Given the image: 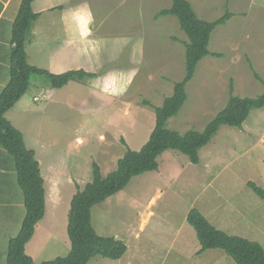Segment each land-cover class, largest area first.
I'll use <instances>...</instances> for the list:
<instances>
[{"label":"rangeland","instance_id":"rangeland-1","mask_svg":"<svg viewBox=\"0 0 264 264\" xmlns=\"http://www.w3.org/2000/svg\"><path fill=\"white\" fill-rule=\"evenodd\" d=\"M84 1L97 13L96 22L102 24L104 14L108 17L102 24L107 37L91 38L93 50L98 55L101 50L106 57L105 65L96 75H115L120 83L129 86L128 93H110L107 97L102 92L103 84L92 93L76 86L77 81L55 88L45 76L33 74L28 91L19 101L23 104L35 94L45 97L18 119L25 142L38 153L41 165L45 166L47 160L50 165L51 158H57L62 162L56 166L63 169L64 163L79 171L89 168L90 176L87 172H83L82 178L73 176L71 187L68 180L58 178L59 196L55 197L48 184L50 208L58 206L65 196L59 214L53 218H60L57 225L62 230L60 223H66V209L71 206L68 196L72 197L77 191L76 183L80 182L83 189L93 179L94 162L103 166L104 176L113 171L127 151L123 139L130 148L139 150L155 125L153 105L162 104L172 94L175 82L185 76L186 46L178 38L188 41V37L177 17L166 15L172 24L165 27L155 15L160 9L171 7L172 0H71L67 7L74 9V4L81 7ZM189 1L196 13L206 20H216L227 10L232 16L213 30L209 44L212 53L198 63L193 79L187 84L188 98L183 108L168 122L169 127L181 132L203 130L225 107L231 91L250 97L264 91V0ZM21 3L22 0L12 1L5 26L13 29ZM49 17H53V24ZM148 18L149 24L144 23ZM65 21L63 11L57 9L37 17L28 34V41L31 38L33 42L28 47L29 42L26 43L31 62L39 67L50 66L49 62L52 65L74 62L71 57L60 59L61 55L55 53L56 42L62 45L69 36L64 30ZM143 25L147 29L154 28L155 33L168 32L177 37L178 64L174 68L166 66L165 61L153 64L158 55L149 49L151 65L146 62L143 66L146 69L132 70L138 64L131 59L138 60L142 43L132 34ZM160 42L156 48L168 51V46ZM11 52L9 47L3 59L11 58ZM85 58L87 60L88 55ZM81 61L84 63V57ZM6 66L9 72L0 71V93L10 79L11 63L7 62ZM77 67L73 64L68 69ZM147 67L154 69L147 70ZM98 90L100 94H96ZM49 95H56L57 99H48ZM0 153L7 157L8 170L13 173L9 193L11 211L4 216L5 229L0 227V264H8V243L20 231L26 207L14 159L2 145ZM159 161L157 171L135 176L124 189L93 208L98 232L124 240L128 250L119 259L98 255L87 264H236L222 249L197 253L201 243L187 221L192 207L200 209L219 229L259 241L264 246V200L247 184L253 180L264 187V108L252 109L242 128L222 125L210 143L200 150L199 163H192L187 155L173 149L163 153ZM44 168L48 169V182L53 180L50 166ZM42 228L38 227L37 237L26 245L35 264L64 256L70 248L67 241L59 240L60 236L55 238V232ZM64 235L69 240L67 231Z\"/></svg>","mask_w":264,"mask_h":264},{"label":"trees","instance_id":"trees-1","mask_svg":"<svg viewBox=\"0 0 264 264\" xmlns=\"http://www.w3.org/2000/svg\"><path fill=\"white\" fill-rule=\"evenodd\" d=\"M33 1L22 0L15 19L11 39L10 79L0 93V145L14 159L26 207L20 231L8 243V264H35L33 257L26 251V245L45 216L46 189L35 150L27 146L23 132L6 117V113L26 94L33 74L45 76L55 88H62L74 80L96 76V73L84 69L54 73L29 62L26 43L33 23L39 16L33 10ZM164 15L177 17L180 28L188 37V41H184L185 76L175 82L173 94L167 96L161 105H153L155 125L139 150L130 148L123 139L127 151L107 176L103 175L98 162L93 163V179L83 189L79 188L71 200L67 226L71 242L69 252L40 264H87L98 255L111 259L121 258L127 252L128 245L115 236L98 233L93 224V208L124 189L135 176L157 171L160 156L169 149L184 153L192 163H199L200 150L210 143L222 125L242 128L252 109L264 108V91L255 97L235 95L231 91L225 107L203 130L181 132L169 127L168 122L179 113L188 98L187 84L193 79L198 63L212 53L209 44L213 30L226 23L232 12L227 10L218 19L210 21L200 17L189 0H172L171 7L160 10L156 17ZM258 78L262 80L260 76ZM146 103L150 104L147 100ZM247 184L264 200V187L253 180ZM187 221L196 230L201 243L198 254L208 249H222L236 264H264V246L259 241L219 229L197 207L189 210Z\"/></svg>","mask_w":264,"mask_h":264},{"label":"crops","instance_id":"crops-1","mask_svg":"<svg viewBox=\"0 0 264 264\" xmlns=\"http://www.w3.org/2000/svg\"><path fill=\"white\" fill-rule=\"evenodd\" d=\"M12 1L13 0H0V71L4 70V72H7L8 67L6 66V63L7 62L11 63V58H4L3 59V56L5 55V53L7 52V49H9V47H10L11 51H12V48H13V44H12V41L10 39V37H12V26H10V27L9 26L8 27L5 26L6 22H7L6 13L8 12V9H9ZM70 1L71 0H34L33 3H32L33 10L35 12L39 13V15L41 13H43V12L53 13L55 9L63 11V15H64V17L66 19V21H65L66 27L64 28V30L67 31L65 33H68L69 36L65 39V43L62 42V45L59 44L60 41L56 42L57 44L55 46V53H59L61 55L60 59L61 58L67 59V58H70V57L74 59V62L65 63L63 65H62L61 62L57 63V64H53V65L49 62L48 64L50 66H47V67L44 66L42 68H46V69H48V70H50L51 72H54V73H62V72H65V71L71 70V69H84L87 72L97 73V72L101 71L99 69H101V67H103L105 65V63H106V60H105L106 57H104V53L101 50H99V55H98L93 50L91 44L87 45L88 51H86V52L81 51V49L86 47V45L79 38V29L75 25H73L72 31L69 32L68 31V25H69V23L72 22L73 13L81 12V11L82 12H90L92 17H93V19H94V23L91 25V38L94 37V36H96V37H107V35L104 34V32H103V27L104 26L102 27V24L105 23L106 21H108V17H107L106 14H104L103 18H102V21H100V23H102V24H99L98 22H96L97 21L96 20V14L97 13L95 11H93V9H92V7H91V5L89 3L84 1L82 3L81 7H77L74 4L75 8L74 9H70V8L67 7L68 5H70ZM36 6H38L39 8L36 9ZM49 18H50L49 22L51 24H53L54 23L53 17H49ZM60 19L62 20V18H60ZM157 19H159V18H157ZM160 19H161V21H162V23H163V25L165 27L166 26L168 27V25L172 24L171 23L172 20L170 18H167L166 15L160 17ZM10 21H12V20L10 19ZM144 23H148L149 24V18L147 19V21L144 20ZM100 29H101V31H100ZM153 29L154 28L149 29V27L147 29L143 25V27L141 29H139L141 31H139V30L138 31H134L133 34H132V35H135L136 37H139V39L142 41L141 49H140L141 53H139L140 56H139L138 60L131 59L132 62L135 61L138 64V67L136 69L132 68V70L134 72L137 71V70L138 71L143 70L145 68V67H143L144 64L146 62L147 63L149 62V58H148V55H147V54H149V51H148L149 49L154 50L155 53L158 55L155 59H153V62H154L153 64H156V63L158 64L160 62H164L165 61V62H167L166 66L173 67V68H174L175 65L178 64V62H177V55H178L177 50L178 49L177 48L179 47V41L174 39V37L175 38H177V37L174 34L171 35L168 32H161L160 31L158 33H155ZM125 33H126V35H130L131 34V33L129 34V32H125ZM150 33H151L152 36H150ZM178 39H180L182 41H185V38H178ZM160 40L162 41L163 44H166L168 46V51L165 50V48L164 49H157L156 48V47H159L161 45ZM75 41H76V44H75ZM28 42L29 43H27V47H28V45L32 44L33 41L31 40V38H29ZM27 54H28L29 62L34 64V65L39 66L38 64H35V63L30 61L29 51H27ZM86 55H88L87 60L85 58ZM83 57H84V60H85L84 63L81 61V59ZM76 58L78 59L77 63H76ZM163 58H167V59L163 60ZM129 63H131V62H129ZM73 64H75L78 67L77 68L68 69ZM147 65H151V64L148 63ZM40 67H41V65H40ZM152 69H154V67H147V70H152ZM8 72H9V70H8ZM97 76H98V74L95 77H92V78H85L84 80H80V81L74 80V81H77V82H74V84L77 83L76 86H79V87L81 86L82 88H85L87 91H91L92 93H94L95 91H92V90L93 89H99L101 87V85L103 84V81L107 77V75H104V77H102V75H100L98 77ZM130 79L132 80V77ZM93 82H95V83H93ZM130 82H132V81H130ZM130 82H128V83L131 84ZM118 83H120V81H118ZM2 84H5V83L3 82ZM93 87H95V88H93ZM125 88H126V90L122 93V95L128 93L129 86L127 85V86H125ZM99 92L100 91L98 90L96 94H100ZM102 92L105 94V96L110 94V93H105L104 91H102ZM172 94H173V92H172ZM172 94H169L168 96H170ZM51 97L57 99L56 95H49L48 99H51ZM44 98H41L39 96V94H35L33 99L30 97L29 100L28 101L25 100L23 102V104H21L19 102L20 101L19 100L16 103V105L6 113V117L17 128L20 129L21 125H20L18 119L22 118L24 116V114H26L27 111L32 110V108H35L34 106H37V104H36L37 100H41V99L44 100ZM50 101H52V100H50ZM159 105H161V103ZM23 134H24V132H23ZM24 138H25V135H24ZM36 157L38 158V160H40L39 157H38V153L37 152H36ZM51 159H52L51 164L48 165V160H47V163L45 165L46 167L50 166L49 170L51 171V174L53 176V180H50L49 182H48V175L46 176V172H47L48 169H45L44 168L45 166L40 164L41 165V172H42V175H43L44 180H45L46 213H45L44 219H42L38 223V225L36 227L35 234L33 235L31 240H33L35 237H37L38 227H39V229L44 227V229L49 230V232H51V233L55 232L56 233L55 234V238H58L60 236L59 240H63V242L65 240V243L67 241L68 245H70V248H71V242L69 241L70 239L69 240H68V238L65 239V235H64V232L67 231L68 213H69V209L70 208L68 210L66 209V217H65L66 218V223L65 224L64 223H60L62 225V227H64V230H62L63 228H58V225H57L59 223V221H60V218L57 217L55 220H53V218L55 217V215L59 214L60 205H61V203H64L63 201H64L65 196L61 197L62 199L58 203V206H56L54 204L55 207L54 208H50L52 203L49 202V199H48L49 198V195L47 193L48 184L50 186H52L51 189L55 193V197H56V195H58V191H59L58 186H56V183L58 182V178L61 177L60 181L68 180V182H69L68 186L71 187V185L74 184L73 176H81V178H82V175H84L83 172H87L88 177L90 176L89 175V168H84L83 170L79 171V170H77V167L75 168L74 166H69L66 163H64L62 165L65 167V169H63L61 167H57L56 166L57 164L61 163L62 161L58 160L57 158H51ZM40 163H41V161H40ZM101 169H102L103 175H105L103 166L101 167ZM110 170H112V169H110ZM12 176H13L12 171L8 170L7 157L6 156L4 157V155L2 153H0V227L3 226V230L5 229L4 216H5L6 213L11 211L9 193L11 191L10 185H12L11 184ZM76 186H77L76 190L78 191V189L81 188L80 187V182H77ZM76 192L73 193V196H74V194ZM70 196H71V193H70ZM73 196L72 197L68 196V200H69L70 204H71V200H72ZM55 197L53 199H55ZM64 214H65V212H64ZM62 215H63V212H62ZM43 221H45L46 224H43ZM93 224L95 226L94 219H93ZM67 234H68V231H67ZM50 245L51 244H46V246H50ZM70 248L68 250H70ZM33 259L35 261L34 257H33Z\"/></svg>","mask_w":264,"mask_h":264},{"label":"clouds","instance_id":"clouds-1","mask_svg":"<svg viewBox=\"0 0 264 264\" xmlns=\"http://www.w3.org/2000/svg\"><path fill=\"white\" fill-rule=\"evenodd\" d=\"M94 23V19L90 12H76L72 15V22L68 25V31L71 32L73 25L79 29V38L87 46L92 43L91 38V25ZM81 51H88L87 47L81 49ZM102 89L105 93H111L113 95L122 94L126 88L124 84L118 83L115 75L107 76L103 82Z\"/></svg>","mask_w":264,"mask_h":264}]
</instances>
